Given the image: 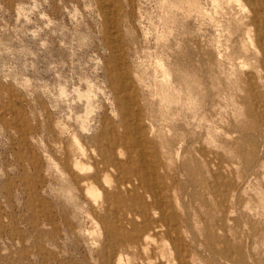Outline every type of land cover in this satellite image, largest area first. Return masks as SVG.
Segmentation results:
<instances>
[{
	"label": "rangeland",
	"instance_id": "rangeland-1",
	"mask_svg": "<svg viewBox=\"0 0 264 264\" xmlns=\"http://www.w3.org/2000/svg\"><path fill=\"white\" fill-rule=\"evenodd\" d=\"M251 18L246 0H0V264H115L120 254L138 264L122 245L120 201L104 202L118 176L103 169L115 136L119 160L162 175L148 185L165 214L182 194L162 186L178 183L197 233L225 224L241 257L264 264V174L246 160L264 153ZM116 68L146 131L117 112ZM183 154L207 169L186 174Z\"/></svg>",
	"mask_w": 264,
	"mask_h": 264
},
{
	"label": "bare ground",
	"instance_id": "bare-ground-1",
	"mask_svg": "<svg viewBox=\"0 0 264 264\" xmlns=\"http://www.w3.org/2000/svg\"><path fill=\"white\" fill-rule=\"evenodd\" d=\"M246 2H248L250 7L252 17L251 24L255 32L254 40L256 48L258 49L259 63H261L264 78V2L263 0H246ZM125 73V71H119L116 68V70L113 69L110 77V83L113 84L112 90L116 98L117 112L124 122L127 120L133 121L134 119L133 130L146 131L143 128V116L140 115V112H138V109L135 107V90L131 86V83L128 82L129 76ZM260 120L261 123L258 124L262 125L261 131H264V111L261 113ZM128 132H130L129 128ZM139 137L142 143L146 145L149 144V138L144 132H141ZM119 141L120 137L115 136L108 142L109 147L106 160H104V162L102 161L105 171L115 170L118 174L113 182L112 191L106 193L104 202L106 203V210L111 211V201L115 199L120 201L119 205L114 207V210H118V212L121 213L120 220H122V228L123 231L126 232V239L122 245L130 254L133 251L137 252L136 257L138 259V264H218L220 262L223 264H255L254 261V263H250L245 261L243 256L241 257L244 249L242 244L236 241L238 236L237 232L234 231L235 236L233 235L232 237L231 233L227 232L225 224H222L218 228L221 231L220 234L210 229H205L202 236L197 233L191 224L190 218H188L185 212L186 206L184 198L187 193L185 189L182 188V185L178 183L175 184L174 182L172 183L173 185L166 184L162 186L165 190H162V192L166 193L169 190H178V192L182 194V200L178 199L180 209H178L177 212L165 214V206H161L162 202L157 200V194L154 192L153 186L148 185V182L153 177L162 178V175L159 177L156 171L151 173L142 171L144 164H142L141 161L132 162L127 159L125 161L119 160V156L123 155L121 151L115 154ZM188 153L189 151L187 150V154ZM137 156L140 159L144 157L142 153H139ZM183 157L181 170L186 174L195 177L196 173L199 174L198 171L202 168L206 167L207 169L208 162L206 160H199L197 158L196 161H194L185 154H183ZM246 160L251 161L253 166L258 167V174H264V153L256 154V152L253 151L251 156L246 158ZM194 162H199L200 167L197 165L194 168ZM153 163L155 165L154 161ZM168 165L167 162L162 163L163 169L167 168ZM75 166L82 169L79 163H76ZM134 167L141 169L135 170L133 169ZM168 174L170 173L167 171V174H164L163 178L165 177L166 179ZM96 177L97 175L91 176L93 179ZM83 179H87V177H83ZM106 184L107 183H105V185ZM217 185H214L211 189L219 195ZM222 187L230 189L232 186L227 182L223 184ZM96 194L98 195V193ZM145 197L148 198L149 201H145ZM97 199H99V197ZM137 199H139V202H136ZM202 200L205 202V198ZM133 210H135V213L132 215ZM150 215L152 216L150 217ZM131 216L138 217L140 223L135 224ZM171 220L178 221L176 226L170 223ZM135 228H137V235L133 234ZM186 237L195 244L193 248H190L186 243ZM232 240H235L236 243L232 242ZM201 250L208 253L207 258H203V251ZM188 253L191 255L190 263L188 259L185 260L184 258ZM201 258L204 261L203 263L200 262ZM115 264H135V261L131 257H128L127 262L123 261V257L120 254Z\"/></svg>",
	"mask_w": 264,
	"mask_h": 264
}]
</instances>
